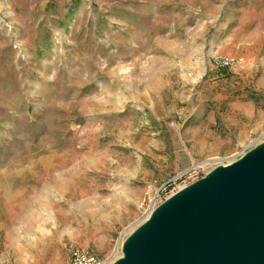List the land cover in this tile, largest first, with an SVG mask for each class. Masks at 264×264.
<instances>
[{"label":"rangeland","instance_id":"1","mask_svg":"<svg viewBox=\"0 0 264 264\" xmlns=\"http://www.w3.org/2000/svg\"><path fill=\"white\" fill-rule=\"evenodd\" d=\"M263 140L264 0H0V264L114 261Z\"/></svg>","mask_w":264,"mask_h":264},{"label":"water","instance_id":"2","mask_svg":"<svg viewBox=\"0 0 264 264\" xmlns=\"http://www.w3.org/2000/svg\"><path fill=\"white\" fill-rule=\"evenodd\" d=\"M111 264H264V140L155 206Z\"/></svg>","mask_w":264,"mask_h":264},{"label":"built area","instance_id":"3","mask_svg":"<svg viewBox=\"0 0 264 264\" xmlns=\"http://www.w3.org/2000/svg\"><path fill=\"white\" fill-rule=\"evenodd\" d=\"M214 63L219 69L227 70V71H234L240 68V66L243 64V59L241 57L224 56V57L217 58ZM197 179L198 178H195L189 181L182 187L192 183L193 181ZM182 187H179L178 189L173 188L170 191L168 196L172 195L173 193H175ZM167 197L160 199L159 203H161ZM154 207L155 206L153 204H150L147 208V211L150 213L154 209ZM121 245L122 244L119 245V248H121ZM67 252H68V264H111L113 262L109 258L101 257L88 249H82V248L71 246L67 249Z\"/></svg>","mask_w":264,"mask_h":264}]
</instances>
